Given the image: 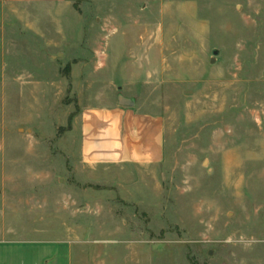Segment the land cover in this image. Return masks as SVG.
Listing matches in <instances>:
<instances>
[{
    "label": "rangeland",
    "instance_id": "obj_1",
    "mask_svg": "<svg viewBox=\"0 0 264 264\" xmlns=\"http://www.w3.org/2000/svg\"><path fill=\"white\" fill-rule=\"evenodd\" d=\"M121 96L161 164L83 163ZM0 217L1 264H264V0H0Z\"/></svg>",
    "mask_w": 264,
    "mask_h": 264
},
{
    "label": "crops",
    "instance_id": "obj_2",
    "mask_svg": "<svg viewBox=\"0 0 264 264\" xmlns=\"http://www.w3.org/2000/svg\"><path fill=\"white\" fill-rule=\"evenodd\" d=\"M24 6H49L67 0H5ZM165 123L136 107L115 105L84 113L82 159L87 167L155 166L165 157ZM0 217V258L6 250V233ZM1 264V263H0Z\"/></svg>",
    "mask_w": 264,
    "mask_h": 264
},
{
    "label": "water",
    "instance_id": "obj_3",
    "mask_svg": "<svg viewBox=\"0 0 264 264\" xmlns=\"http://www.w3.org/2000/svg\"><path fill=\"white\" fill-rule=\"evenodd\" d=\"M219 54H220V51H218V50L214 51V56H218ZM119 105L122 106V107H131V108H133V107L136 106V103H135L134 100L127 99V98L121 96L119 98Z\"/></svg>",
    "mask_w": 264,
    "mask_h": 264
}]
</instances>
